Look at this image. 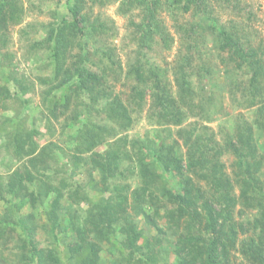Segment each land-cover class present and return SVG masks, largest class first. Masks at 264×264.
<instances>
[{"label":"trees","instance_id":"obj_1","mask_svg":"<svg viewBox=\"0 0 264 264\" xmlns=\"http://www.w3.org/2000/svg\"><path fill=\"white\" fill-rule=\"evenodd\" d=\"M103 3L104 0H74L69 7L72 20L51 25L47 37L36 42L35 49L39 51L43 47L47 52L48 67L52 69L50 76L41 79V84L46 87L43 103L48 113L40 116L54 121L62 119L63 131L70 125H82L72 138L78 156L70 163L98 172L105 187L104 195L95 202L78 195L79 192L64 181L56 186L55 178L49 173L55 164L62 167L64 173L71 168L69 162L61 164L58 161V151L62 152V149L57 145L53 149L48 146L46 148L50 150L42 148L37 156L39 144L25 146L22 133L13 131L8 142L14 145L18 160L31 159L22 166L24 172L14 171L11 182L6 184H9L6 193L0 195L3 199L8 196L28 198L31 213L42 208L40 214L47 220L43 228L48 227L52 248L43 250L37 244L35 214L19 216L8 204L0 214V264H101V250L105 246L115 247L113 236L117 233L124 238L112 264H230L231 253L236 250L241 233L245 236L239 242L238 252L252 264H264V182L255 176L262 165V160L256 161L255 153L261 147H258L255 135L258 130L264 139V101L257 110L259 120L253 125L238 123L233 138L226 142L227 150L236 159V185L223 172V167H218L214 156L210 157L216 153L214 136L199 132V122L184 125L188 113L205 112L206 103L200 99L193 81L197 65L202 75L212 73V68L204 61L202 48L192 44L202 39L213 45L222 61H229L233 69L231 74L248 70L250 83L243 93L249 99L250 107L256 105L259 96L254 88L264 83V44L255 45L248 35H244L245 28L239 21L225 24L218 15L210 18L216 8L228 9L235 17L249 15L247 8L242 0H128L120 8L122 13L141 9L142 29L134 42L138 40L136 54L143 62L137 59L133 63L127 75L132 83L124 96L116 93L107 80L110 71L114 73L117 66L121 67L115 47L105 45L106 41L93 49L84 39L86 36L93 39L101 33L105 40L113 38L107 23L92 20L85 12L88 4ZM164 9L176 16L188 12L194 16L201 14L214 23L207 26L213 36L211 40L206 39L201 31L204 26L199 22H189L190 28L183 24L177 26L181 43L174 67L177 97L169 85L166 71L149 64L145 53L151 49L154 37L161 39L166 50L172 48L174 40L160 18ZM22 16L21 0H0V32L19 24ZM137 24L132 22L134 26ZM201 74L199 77H204ZM13 79L16 86L24 85L17 78ZM57 90L62 92L61 99L54 94ZM1 93L2 100L11 96L7 89ZM148 97L151 101L149 111L155 114L158 126L180 127L178 139L182 144L179 141L169 144L164 139L157 143L151 138L130 143L119 136L120 131L134 124L135 115L146 106ZM208 102L210 107H217L214 100ZM108 140L112 142L104 152H95L98 145ZM182 146L186 149L183 154ZM261 149L264 152V148ZM85 154L89 156L84 157ZM125 161L134 166L122 169ZM127 169L138 173L141 184L130 191L128 186H111L110 180L126 178ZM193 176L206 182L208 190L195 182ZM173 180H177V188L169 185ZM29 186L31 190L25 196L24 190ZM111 189L119 193L108 194ZM71 191L75 195L69 196ZM66 195L77 205L89 203L83 216L74 208L65 210L62 200ZM161 199L166 201L163 207L160 206ZM238 204L244 210L256 211L254 217L245 223L236 222ZM243 209H240L241 215ZM142 221L156 230L153 241L160 245L159 250L153 246L145 251L139 245L144 235L140 228ZM161 221L166 222L165 227ZM162 235L169 238L165 240ZM166 244L174 250H165ZM171 255L174 256L173 263L169 262Z\"/></svg>","mask_w":264,"mask_h":264},{"label":"rangeland","instance_id":"obj_2","mask_svg":"<svg viewBox=\"0 0 264 264\" xmlns=\"http://www.w3.org/2000/svg\"><path fill=\"white\" fill-rule=\"evenodd\" d=\"M127 1L104 0L103 4H88L85 12L89 17L92 20L107 23L112 31V35H114L110 41L108 39L105 40L102 33L95 38L94 35L93 39L87 38V36L84 37L85 41H88L91 44L90 47L93 49L99 48L106 41L108 42L105 45L112 44L115 47L121 67L117 66L114 73L110 71L107 80L108 85H111L116 93L124 96H127L129 86L132 83L127 79L128 72L133 68V63L137 59L141 60L142 58H138L139 54H136L138 52V40H136V43L134 42V39L139 36L140 29H142V25H140L142 21L141 9L122 13L120 8ZM73 2L74 0H21L23 8L21 22L17 25H11L8 30L0 32V194L2 196L7 191L9 184H6L11 182V178L15 174L14 171L22 170L24 172L22 166L31 159L18 160L14 145L8 142L9 134L13 131L19 130L22 133L25 146L31 145L33 147L32 143L35 145L39 144L38 151L36 152L38 155L35 153L37 156L40 155L39 152L42 148L50 146V149H53L55 145L62 149V152L58 151L60 158L59 160L57 159L61 164H68L75 156H78L75 153L76 143L72 142V138L77 134L82 125H70L63 131L62 119L54 121L40 116L42 113L44 116H47L48 113L43 103V93L46 87L41 84V79L44 76H50L52 69L48 67L47 52L43 47L39 51L35 49V46L38 45L36 42H42L47 37L51 25L57 26L61 22L72 20L69 7ZM242 4L247 8L249 15L235 17L228 9L221 10L220 8H216L217 11L212 15L210 14V18L212 19L218 15L225 24H228L232 20L239 21L243 23V27L245 28L246 34L244 35H248L255 45L264 44V0H242ZM160 18L170 32L174 43L170 50H166L163 44L160 43L161 39L154 37L151 42V49L145 52L146 59L152 66L160 67L166 71V76L170 82L169 85L172 87L174 96L177 97V89L174 82V67L177 65L178 50L181 45L177 26L183 24L189 27L191 23L199 22L204 26V28H201V31L205 33L206 39L211 40L213 36L207 26L214 23L201 14L194 16L188 12L176 16L167 9L161 12ZM133 21H136L140 26H137L138 24L136 26L132 25ZM192 44L202 48L204 61H207V65L212 68V73L202 75L199 65H197V69L195 68L196 72L195 76H193L194 87L197 93H199L200 99L206 103L205 112L202 113L199 110H195L193 114L188 113L184 125L199 122V132L207 133L208 136H214L216 143L213 144V147L216 153H212L210 157L214 156L218 167L221 165L223 172L231 178L233 185H236V159L227 150L226 142L229 138H233L238 123L245 122L253 125L259 120L257 110L260 108L261 101H264V83H260L259 87L254 88V91L258 92L259 97L256 105L250 107L248 103L249 99L243 93L244 87H248L250 83L251 76L248 70H243L242 72L235 71L231 74L230 71H233V69L229 65V61H222V58L218 57L217 51L209 41L202 39L199 42H192ZM142 62L143 60H141ZM199 74L204 77H199ZM13 78H17L20 83L21 81L24 82V85L20 84L22 87L16 86L17 83ZM4 89L10 91L11 96L2 100L3 95L1 92ZM54 94L58 99H61L62 92L60 90L55 91ZM210 99L215 101L217 107L209 106L208 101ZM150 104L151 101L148 97L146 106L135 115L134 124L129 129L120 131L119 136L126 138L130 143L151 138L157 140V143H161L164 139L169 144L174 141H179L182 144L183 142L178 139V132L181 128L175 125L158 126L155 114H151L149 111ZM256 134L255 139L256 141L258 140V147L264 148L263 136L260 135L258 130H256ZM236 141L235 139L233 140L235 144H237ZM111 142L112 140H108L104 144L98 145L95 152H104ZM261 148L255 153L256 161L260 162L262 160V165L255 176H258L264 182V158L262 157L264 152H262L263 149ZM50 149L46 148V150ZM181 152L182 154L186 152L184 146H182ZM88 156L84 155V157ZM70 166L71 168L68 170V173H64L65 171H61L62 167L55 164V167L49 172L55 178L53 183L59 186L60 182L64 181L72 185L73 190L79 192L78 195L89 197L97 202L104 195L105 190L100 174L94 171L91 172V167L77 166L72 163H70ZM128 166L133 167L134 164L125 161L122 169ZM30 170L34 175H37L33 168ZM58 170L60 172L53 175ZM126 171V178L119 177L118 179L110 180L111 186H128L130 191L141 184L140 177L135 170L133 173L129 169ZM193 178L195 182L208 190L209 186L206 182L199 180L195 176ZM169 185L177 188V180L171 181ZM30 190L31 187L26 188L24 195L27 196L26 192ZM114 190L111 189V191H108V194L115 195L119 193L118 190H115V192ZM119 190L122 191V189ZM236 192L239 195L240 191L238 187H236ZM73 194L75 195L74 192L68 195L72 196ZM1 195L0 214L4 212L5 208L7 209L8 204L9 207H14V212H17L19 216L35 214L38 221L35 240L41 249L50 250L52 246L47 234L48 227L46 230L43 228V226H46L45 222L47 220L43 214H40V211L43 212L42 208L37 211L34 210V213H31L33 210L30 208L28 198L16 199L10 196L6 197L5 195L6 199H3ZM68 195L62 200L65 210L74 208L83 216L82 213H85L86 209L89 208V203L82 202L81 205H77L72 199H69ZM165 204L166 201L161 199L160 206L163 207ZM46 208L47 204L44 206L45 211ZM168 208H170L169 204ZM240 209L243 208L238 204L235 210V221L239 223H245L248 218L252 219L256 212L243 209L244 214L241 215ZM164 211H166V208ZM65 222L68 223V220ZM165 223V221H161L160 224L165 227ZM140 228L143 229L144 235L140 238L139 245L145 251L153 246L156 247V250H159L160 245L153 241L154 236L157 234L156 230L144 224L143 221L140 224ZM18 232L21 233L22 229H18ZM166 233L169 234L170 239L175 240L171 238L170 233ZM244 236L242 233L239 235L236 250H232L233 252L231 253L230 264H252L237 249L239 248V242ZM123 238L120 233H117L113 236L114 244H116L115 247H103V250L100 252L101 264H112L115 261L114 258L117 257L115 255L116 250L121 248V240ZM162 238L165 239L166 237L162 235ZM164 246L165 250H174L173 247H168L167 244ZM169 262H174L173 255L170 256Z\"/></svg>","mask_w":264,"mask_h":264}]
</instances>
